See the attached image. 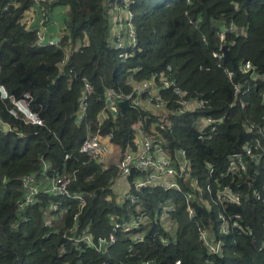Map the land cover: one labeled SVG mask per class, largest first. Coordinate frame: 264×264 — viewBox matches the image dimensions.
<instances>
[{"label": "trees", "instance_id": "trees-1", "mask_svg": "<svg viewBox=\"0 0 264 264\" xmlns=\"http://www.w3.org/2000/svg\"><path fill=\"white\" fill-rule=\"evenodd\" d=\"M32 3L0 0V84L18 99L30 93V108L44 121L43 125H34L15 119L0 98V119L12 127L6 131L0 125V264H141L146 259L158 264H176L179 260L181 264H264V208L256 200L246 198L241 206L231 207L232 212L244 216L254 234L231 232L222 236L226 242L223 256L209 257L196 224L214 222L219 229L216 208L209 212L194 203L196 216L191 218L183 193L160 188L134 191L139 200L124 203L114 189L122 176L119 168L114 164L105 167L79 154L87 127H98L108 88L130 92L129 79L141 82L154 77L155 86L161 88L157 76L171 66L177 83L191 96L206 99V107L175 114L176 95L161 88L159 94L168 101L170 111L159 116L140 107L117 115L109 111L102 133H112L116 153L123 152L133 142L134 124L139 122L148 131L146 135L154 136L169 154L174 149H186L191 167L203 176L206 162L219 169L225 167L227 157L242 150L253 137L247 125L261 121L264 102L261 86H255L246 96L249 103L245 108L232 104L233 86L213 57L221 44L216 31L223 24H233L235 32L228 31L227 43L236 65L250 60L264 73V0H135L131 8L138 49L127 61L119 58L114 46L116 37L111 32L107 0L45 1L51 18L58 19L66 32L59 46L37 44L35 31L27 29L23 18ZM79 41L82 45L76 49ZM68 47L69 59L62 65ZM232 63L224 62L229 67ZM137 67L141 69L136 73L128 72ZM83 78L94 91L85 118L78 122ZM204 116L222 118L212 140L198 137L197 124ZM167 121L170 127L159 129L157 124ZM153 124L159 133L150 131ZM66 153L73 157L66 160ZM45 162L60 172L77 169V182L71 190L84 193L87 206L79 216L76 233L89 228L96 236L107 235L112 230L111 216L118 221L142 219V227L118 232L116 245L103 256L87 248L79 250L66 235L65 229L73 224L75 206L66 221L46 225L49 195L42 194L36 204L20 213L17 203L23 194L22 178L28 173L40 174ZM254 181L263 182L264 176ZM162 206L170 209L177 222L178 240L170 246L152 238L156 230L165 232L170 226V222L159 224L155 220ZM141 229L147 231V239L135 244L130 252L132 237Z\"/></svg>", "mask_w": 264, "mask_h": 264}, {"label": "built area", "instance_id": "built-area-1", "mask_svg": "<svg viewBox=\"0 0 264 264\" xmlns=\"http://www.w3.org/2000/svg\"><path fill=\"white\" fill-rule=\"evenodd\" d=\"M32 1V5L25 12L24 24L27 29L35 31L37 44L59 46L66 32L62 31L56 37L50 36V13L45 4L47 0ZM134 3L135 0H107L109 21L111 25L115 26L114 46L122 61L134 57L138 49L134 23L135 13L131 8ZM230 30L235 32L233 24L229 26L223 24L216 31L221 44L219 49L213 52V57L218 60L217 66L223 70L233 86L232 104H238L245 108L249 103L246 96L255 86H261L260 95L264 102V73L259 72L250 60L242 61L239 63V67L236 65L230 52V44L227 43V33ZM202 39L204 42L208 41L206 36H203ZM81 45L80 41L77 42L76 49H79ZM225 45L229 46L232 59L225 60L226 54L223 49ZM69 55V51L66 50L61 60L62 65L67 63ZM229 60L233 62L231 67L224 64ZM140 69L138 67L129 68L128 72L136 73ZM206 69L209 70L210 68ZM171 71L172 67L168 66L167 72L160 74L161 76H157V78L159 79V87L171 90L176 95L175 114L202 110L208 105L206 99L191 96L188 90L183 89L172 77ZM155 78L141 82H135L132 78L129 79V85L132 88L130 92L108 88L105 93V106L97 118L98 127H87L85 138L79 147V154L102 163L106 165L105 167L109 166L107 160L113 152V134H103L101 126L109 116V111L113 112L115 107L118 110L119 101L129 100L130 108L148 109L153 107V112L162 109L163 112L170 111L167 106L168 101L159 94L161 88L155 86ZM83 79L84 87L78 112V122L85 118L89 107L88 101L94 91V87L88 79ZM0 98L6 105L8 113L15 119H22L26 123L34 125L44 124L39 114L30 108V101L32 100L30 93H26L23 98L18 99L12 96L4 85L0 84ZM221 119L204 116L199 120V139L212 140L218 133ZM0 125L3 129L4 125H8L9 128L4 129L6 131L12 129L8 123L2 122L1 119ZM157 126L159 129H166V127H170V121L157 124ZM247 129L249 133L253 134V137L244 143L242 150L230 154L227 157L225 167L221 169L211 162H206L205 176H203L200 171H194L191 167L186 149H174L173 153L169 154L167 150L156 143L154 136L145 135L143 137V131L139 128L136 129L134 124L133 142L127 144L128 148L123 151L116 164L121 174L129 181V188L122 197L124 203H136L139 200V195L134 191H140L144 188H160L165 191L177 190L183 193L186 210L191 218L196 216L194 203L203 205L209 212L216 208L217 220L220 222L219 229H216L214 222L209 224L197 222L196 227L198 238L207 255L209 257L223 256L226 242L221 238L222 236L231 232L249 236L254 234L253 227L246 222L244 216L241 213L232 212L231 207L241 206L246 198H252L261 203L264 208V181L259 183L254 181L255 178L264 176V115L260 122H249ZM154 133H159V130L156 129ZM138 135H140L139 138ZM72 157L70 153L65 154L66 160ZM130 176H133L132 181L129 180ZM75 182H77V169L60 172L44 164V169L40 174L28 173L22 178L23 194L17 203L18 210L20 213L26 212L39 201L40 195L47 194L49 195V205L45 210L44 222L46 225H52L55 221H65L67 213L75 206L73 224L65 229L66 235L79 250L87 248L103 256L108 255L111 248L116 245L118 232L129 233L132 228L140 229L142 227V219L118 221L114 216H111L112 230L109 234L96 236L89 228H84L77 234L79 216L87 206V199L84 193L71 190ZM169 211L168 207L162 206V210L155 217L159 224L170 222V226H167L165 232L156 230L152 235V238L159 241L163 246H170L178 240L177 222L172 218ZM170 218L175 222V226ZM171 226L174 227L171 228ZM146 234L147 231L141 229L133 235L130 252L135 244L146 241ZM262 247H264V241ZM208 262L212 263V260L208 259ZM141 264L158 263L153 259H146ZM176 264H181V261H177Z\"/></svg>", "mask_w": 264, "mask_h": 264}, {"label": "crops", "instance_id": "crops-1", "mask_svg": "<svg viewBox=\"0 0 264 264\" xmlns=\"http://www.w3.org/2000/svg\"><path fill=\"white\" fill-rule=\"evenodd\" d=\"M49 17H50V22H49V31H50V36H52V37H56L58 34H60V33H62V31H64V29H62L63 27H61L60 26V24H59V20L58 19H56V18H51V16H50V14H49ZM114 30H115V26L114 25H112L111 26V32H112V34H114L115 32H114ZM70 47H68L67 49H65V51L66 50H68L69 51V54H70ZM145 110H147V111H150L153 115H160L161 113H163V112H157V111H161V110H155L154 112H153V110H154V108L153 107H149L148 109H145ZM119 111H121L120 110V108L118 107V110H117V112H119ZM198 125V124H197ZM198 127H199V125H198ZM135 128L137 129V128H139V129H141L142 131H143V137L147 134V132H146V130L144 129V126L142 125V124H140L139 122L138 123H136L135 124ZM200 129V128H199ZM151 132H155L156 131V125H152V127H151V130H150ZM138 138L140 137V135H138L137 136ZM127 148H128V146H127ZM113 153H116V146L113 144V152L109 155V157L111 156V155H113ZM44 164H47V166L50 168L51 166L49 165V163H47V162H45ZM107 164L109 165L110 163L109 162H107ZM43 169H44V166H43ZM43 169H42V171H43ZM41 171V172H42ZM129 188V181H128V179L126 178V177H124L123 175L122 176H120V177H118L117 178V181H116V183L114 184V189H115V191H116V193H117V195H122V197H123V195H124V193L127 191V189ZM66 221V220H65ZM60 222H63V221H60ZM78 234V233H77Z\"/></svg>", "mask_w": 264, "mask_h": 264}, {"label": "water", "instance_id": "water-1", "mask_svg": "<svg viewBox=\"0 0 264 264\" xmlns=\"http://www.w3.org/2000/svg\"><path fill=\"white\" fill-rule=\"evenodd\" d=\"M223 49H224V52H225V60L226 59H232V57H231V55H230V53H229V46L228 45H225L224 47H223ZM118 107L120 108V110L122 111V112H125L126 110H128L129 108H130V102H129V100H127V99H125V100H122V101H119L118 102ZM113 113L115 114V115H117L118 114V112H117V108L115 107L114 109H113ZM9 127H8V125H4V129H8Z\"/></svg>", "mask_w": 264, "mask_h": 264}, {"label": "rangeland", "instance_id": "rangeland-1", "mask_svg": "<svg viewBox=\"0 0 264 264\" xmlns=\"http://www.w3.org/2000/svg\"><path fill=\"white\" fill-rule=\"evenodd\" d=\"M157 112H163V109L161 111H157ZM122 154H123V152H121V151L117 152V153H113V155H111L108 158L107 162H109L110 165H112V164L116 165L118 163V161H119V159H120Z\"/></svg>", "mask_w": 264, "mask_h": 264}]
</instances>
